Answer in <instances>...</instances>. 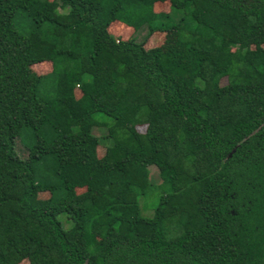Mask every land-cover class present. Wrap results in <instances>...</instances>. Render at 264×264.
<instances>
[{
	"label": "trees",
	"instance_id": "trees-1",
	"mask_svg": "<svg viewBox=\"0 0 264 264\" xmlns=\"http://www.w3.org/2000/svg\"><path fill=\"white\" fill-rule=\"evenodd\" d=\"M25 260L264 264V0H0V264Z\"/></svg>",
	"mask_w": 264,
	"mask_h": 264
},
{
	"label": "rangeland",
	"instance_id": "rangeland-1",
	"mask_svg": "<svg viewBox=\"0 0 264 264\" xmlns=\"http://www.w3.org/2000/svg\"><path fill=\"white\" fill-rule=\"evenodd\" d=\"M155 9L168 11L169 10L168 3L158 4ZM175 20L176 21L179 20V15L176 16ZM128 33H129L128 35L133 37L136 41L144 42L145 48H150V47H155V46L161 45V41H164V37H165V33L155 34V35L147 37L146 36V34H147L146 25H142L136 31L129 30ZM56 68H60V67H56ZM32 69L37 74H40V75L50 73L53 70L51 63H49V62H42V63L34 64V65H32ZM55 73H56V71H55ZM65 74L67 75L68 81L74 80L73 75L67 74V73H65ZM65 74L63 72H58V78L57 79L60 80ZM53 93H54V91L52 90V85H48L46 87L42 86L40 88V95H42V96L51 97L53 95ZM75 93L79 95V92L77 91V89H75ZM96 118L100 119V120H101V118H105L106 121H108L109 123H112L111 118H106L101 114H97ZM144 128H145L144 126L138 127L139 131H141V132H143ZM93 133L96 136H99L100 138H102L104 142H106V143L109 142L108 137H106L107 136V127L106 126H95L93 128ZM15 149H16L17 153L19 154V156H21V157H26L28 154L27 148L25 147V145L23 144V142L19 138H17L15 140ZM99 153L101 154L102 150H99ZM150 180L153 184H158L160 182L158 170L154 166L150 167ZM83 190L84 189L80 188V189H77V192H82ZM41 196L46 197L47 195L42 194ZM157 202H158V198L156 196L150 197L147 194L146 195H140L139 200H138V205H139V212H140L141 216H143L145 218L152 217L154 209L157 206ZM21 264H28V263L25 260Z\"/></svg>",
	"mask_w": 264,
	"mask_h": 264
}]
</instances>
